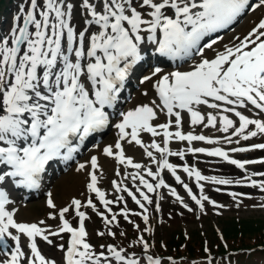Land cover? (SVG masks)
Wrapping results in <instances>:
<instances>
[{
  "label": "snow or ice",
  "instance_id": "snow-or-ice-1",
  "mask_svg": "<svg viewBox=\"0 0 264 264\" xmlns=\"http://www.w3.org/2000/svg\"><path fill=\"white\" fill-rule=\"evenodd\" d=\"M26 4L27 7L25 3L19 5L12 27L0 37V264H162V258L150 251L154 245L144 236L153 232L147 205L154 204L159 212L164 197L158 190L167 189L184 209L193 211L177 189L166 182L162 175L165 169L201 212L205 202L217 209L224 207L205 194L202 181L216 185L247 182L248 186L264 190V179H252L264 177V172L247 174L246 168L264 164V158L241 160L230 155L264 150V143L241 145V141L264 137V17L242 39L236 37L237 44L215 51L211 58L204 52L212 49L217 40L199 46L209 33L226 27L247 9L264 8V0L253 4L249 0H26ZM149 49L182 59L191 58L196 49L201 58L191 70L165 73L151 65ZM133 76L140 84H150L160 103L152 100L120 111L122 90ZM106 109L118 114L115 123ZM158 113L165 115V122L153 123ZM182 113L187 114L190 126L215 129L222 135L183 131ZM110 125L117 130V138L105 145L102 153L118 165L115 175L120 179L111 181L117 195L109 199L98 187L96 155L88 162L90 171L85 163H79L76 169L87 171L86 190L95 195L104 210L98 208L91 195L83 203L72 198L70 204L58 208L48 192L46 203L53 210L48 216L58 219L59 224L52 228L41 226L44 221L18 222L16 209L9 207L14 204L13 192L21 187L39 189L50 164L72 160L90 136ZM143 133L150 134V143L144 141ZM157 137H162V142ZM173 140L187 142L189 147L173 151L169 147ZM194 141L236 146L227 150L192 147ZM122 142L139 146L150 164L126 155ZM186 152L218 157L244 170L246 176L235 181L206 176L194 165L169 162L171 156L183 161ZM178 167L195 179L198 196L178 174ZM125 181H130L135 191ZM215 191L221 189L217 187ZM124 193L140 212L127 207ZM150 193H156L155 201ZM121 203L124 206L114 212L112 206ZM82 208H90L101 217L106 229L97 231L101 238L117 236L111 226L119 227L120 216L133 224L139 235L127 246H94L85 226L89 217ZM70 210L78 218V226L65 218ZM130 215L141 217L146 227L141 229ZM62 234L69 235L66 243L54 244L53 238L64 239ZM38 238L61 250L59 262L42 254ZM203 251L208 254L205 264H213L210 249L205 246ZM167 259L174 264L172 257Z\"/></svg>",
  "mask_w": 264,
  "mask_h": 264
},
{
  "label": "rangeland",
  "instance_id": "rangeland-1",
  "mask_svg": "<svg viewBox=\"0 0 264 264\" xmlns=\"http://www.w3.org/2000/svg\"><path fill=\"white\" fill-rule=\"evenodd\" d=\"M102 161L105 162V166L100 167V169L106 170L108 166V160L105 158H101L99 163H102ZM201 166L213 168L215 165L209 164L206 160L201 159ZM70 173L71 171L66 174H63V176H65L64 178L70 176ZM178 174L184 181L190 179L187 175H184L180 171H178ZM206 176L214 175L206 174ZM164 179L168 184L175 187L177 189V192L182 197H184V193L181 190L179 184L173 183L171 177L167 174L164 176ZM201 183L204 184L205 194L208 195L212 200H215L217 204L224 205V207L217 209L211 204L205 202V209L203 212L197 213V216L195 217L191 216L189 219H185L183 217V214L186 212V209H184L182 205H180L175 200L174 197H171L168 194L167 189H163L161 194L164 198L161 200L162 207L160 208V211L152 215L151 211L149 210V225L154 229V231L152 233H149L150 237H147L148 234L144 235L145 239L148 240V242L154 245L156 244V240L160 237V239L164 240H173L176 238L179 242H183L182 246L184 249H186L187 246L194 244L195 248L201 250V244L203 241L206 245L209 243V249L214 251L216 249L217 240H221L217 236L218 233L220 234L222 239L227 240V242L235 241L234 245H236L239 240L249 242L250 245L259 238H264V190H261L257 187L258 190L244 192L241 190L240 185H237L235 187H229V185H216L207 181H202ZM217 187H219L221 191H215ZM232 192L241 193L243 195L233 197L230 195V193ZM196 193L198 196V186L196 187ZM107 198L112 199L114 197L107 196ZM184 199L185 202L193 208L192 212H198V210H200L199 207L195 205L194 201L186 198ZM38 201L39 204H41L40 200H33L30 203ZM127 207L134 211L135 204H129ZM45 210L46 208L44 209V211ZM140 211L141 209L134 212ZM170 213H173V215H169ZM30 214L31 211L27 210L25 218L30 219L39 216L35 213L29 216ZM130 219L134 221L135 224H139L141 229L146 227L141 217L130 215ZM118 220L120 221V225H123L127 228H129V226H133V224H130L128 221H125L122 216L118 217ZM159 222L160 225L155 230L154 227ZM233 225H235V229L230 228ZM121 232L128 233L129 231L121 230ZM227 232H230V234H227ZM211 243H213L212 246ZM244 261L252 264H262V262H264V258L262 255L256 254L254 257L245 258Z\"/></svg>",
  "mask_w": 264,
  "mask_h": 264
},
{
  "label": "bare ground",
  "instance_id": "bare-ground-1",
  "mask_svg": "<svg viewBox=\"0 0 264 264\" xmlns=\"http://www.w3.org/2000/svg\"><path fill=\"white\" fill-rule=\"evenodd\" d=\"M255 24V20L253 17H250L246 24H245V27L247 29H251ZM221 51V50H220ZM203 106H201V110L204 111V108H202ZM191 129V128H190ZM193 130V129H191ZM211 134L216 136L218 135L219 133L215 131V129L211 130ZM206 135V134H205ZM182 144V142H181ZM128 151V148H125V152ZM99 156H102V155H99ZM138 156L137 155H133V159L135 160ZM100 167H103L105 166V162L102 161V163L99 164ZM124 171V170H123ZM122 171V172H123ZM83 179H81V176L80 175H77V174H70V176L66 177V178H63L62 179V186H58V198L60 201L64 200L66 198V196L68 194H71L73 195L74 192L79 188V186L81 185V182L83 184ZM56 190V191H57ZM59 200H57L59 202ZM19 207H21L19 205ZM22 212V211H21ZM23 215H24V212H23ZM21 217V215H20ZM16 220H18L17 217H15Z\"/></svg>",
  "mask_w": 264,
  "mask_h": 264
},
{
  "label": "trees",
  "instance_id": "trees-1",
  "mask_svg": "<svg viewBox=\"0 0 264 264\" xmlns=\"http://www.w3.org/2000/svg\"><path fill=\"white\" fill-rule=\"evenodd\" d=\"M231 229H235V225H233L232 227H230ZM227 234H230V232H227Z\"/></svg>",
  "mask_w": 264,
  "mask_h": 264
}]
</instances>
